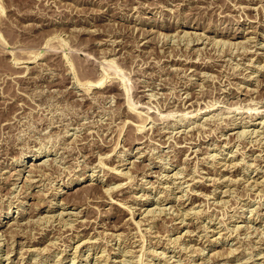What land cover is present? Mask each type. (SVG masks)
<instances>
[{"label": "rangeland", "instance_id": "obj_1", "mask_svg": "<svg viewBox=\"0 0 264 264\" xmlns=\"http://www.w3.org/2000/svg\"><path fill=\"white\" fill-rule=\"evenodd\" d=\"M0 264H264V0H0Z\"/></svg>", "mask_w": 264, "mask_h": 264}, {"label": "bare ground", "instance_id": "obj_2", "mask_svg": "<svg viewBox=\"0 0 264 264\" xmlns=\"http://www.w3.org/2000/svg\"><path fill=\"white\" fill-rule=\"evenodd\" d=\"M259 113V112H258ZM215 116V115H214ZM144 123V122H143ZM53 124V123H52ZM142 125H144V124H142ZM139 126V127H145V126ZM190 142V141H189ZM156 143V142H155ZM182 148V147H181ZM196 163V162H195ZM99 167V166H98ZM101 167V166H100ZM103 168V167H102ZM46 169V168H45ZM41 170V169H40ZM43 171V170H42ZM41 171V172H42ZM231 179V178H230ZM169 187V186H168ZM253 188V187H252ZM259 193V192H258ZM17 197V196H16ZM23 203V202H22ZM159 208V207H158ZM157 216V215H156ZM51 221V220H50ZM147 223V222H146ZM20 224V223H19ZM11 225H17L16 223H12ZM20 225H17V227L16 228H18ZM22 226V225H21ZM20 228V227H19ZM235 231V230H234ZM240 249V248H239ZM235 250V249H234ZM231 251V250H230ZM233 251V250H232ZM231 251V252H232ZM236 251V250H235ZM9 252V251H8ZM234 252V251H233ZM123 263V262H122Z\"/></svg>", "mask_w": 264, "mask_h": 264}]
</instances>
